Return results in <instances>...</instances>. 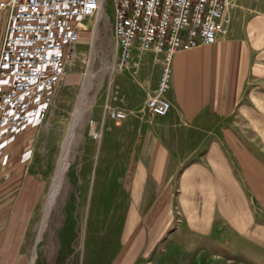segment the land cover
Instances as JSON below:
<instances>
[{"label":"rangeland","instance_id":"rangeland-1","mask_svg":"<svg viewBox=\"0 0 264 264\" xmlns=\"http://www.w3.org/2000/svg\"><path fill=\"white\" fill-rule=\"evenodd\" d=\"M100 11L89 18L93 29L81 33L53 105L33 124L34 141L22 151L39 180L24 264L31 263L34 252L33 264H264V202L253 201L262 229L255 239L239 235L220 218L213 232L198 229L190 221V209L178 204L162 224L150 223L156 211L150 206L162 185L141 168L147 83L132 92L127 80L138 71L112 68V0H103ZM4 22L0 19V32ZM152 76L149 71L145 80ZM111 102L128 107L125 119L107 117L105 104ZM67 140V165L55 192ZM177 180L164 178L169 184ZM51 195L55 200L38 239ZM193 211L202 214L199 208Z\"/></svg>","mask_w":264,"mask_h":264},{"label":"crops","instance_id":"crops-1","mask_svg":"<svg viewBox=\"0 0 264 264\" xmlns=\"http://www.w3.org/2000/svg\"><path fill=\"white\" fill-rule=\"evenodd\" d=\"M232 1L224 36L173 55L166 92L170 108L164 115L149 113L142 125L141 168L162 185L150 206L156 210L150 223L162 224L178 204L190 209L198 229L209 227L211 233L220 218L239 235L255 239L262 229L253 201L264 202V0ZM159 70L153 53L144 54L128 88L133 92L146 82L145 99ZM149 71L153 76L146 81ZM23 148L0 165V264H24L26 255L39 180ZM173 177L175 184L164 182ZM197 208L201 215L193 211Z\"/></svg>","mask_w":264,"mask_h":264},{"label":"built area","instance_id":"built-area-1","mask_svg":"<svg viewBox=\"0 0 264 264\" xmlns=\"http://www.w3.org/2000/svg\"><path fill=\"white\" fill-rule=\"evenodd\" d=\"M103 0H0V165L18 148L32 145L29 131L47 114L54 91L76 56L81 33L93 29ZM111 36L116 71L137 73L141 57L152 52L160 63L157 82L143 107L164 115L171 60L180 49L212 43L231 21L232 0H112ZM106 115L125 119L123 106L105 104ZM93 136L98 134L92 129ZM6 176V174H4Z\"/></svg>","mask_w":264,"mask_h":264},{"label":"bare ground","instance_id":"bare-ground-1","mask_svg":"<svg viewBox=\"0 0 264 264\" xmlns=\"http://www.w3.org/2000/svg\"><path fill=\"white\" fill-rule=\"evenodd\" d=\"M101 1H102V0H101ZM101 6H102V2H101V4H100V6H99V9H98L97 15H98L99 12H101V11H100ZM81 111H82V109L80 108V112H81ZM75 113H76V112H75ZM81 115H82V113H81ZM74 117H75V116H74ZM74 120H75V118H74ZM74 120H73V121H74ZM75 121H76V120H75ZM72 124H73V125H72V129H73V127L75 126V122L72 123ZM72 129H71V130H72ZM68 148H69V141L67 140V141L65 142V144H64V148H63L62 156H61V159H60V161H59V165H58V168H57V173H56V176H55V179H54V185H55L54 191H55V192L57 191V188H58L57 186H58V184H59L60 179L62 178L63 172H64L65 167H66V165H67V154H68ZM60 155H61V154H60ZM54 194H55V193H54ZM52 195H53V194H52ZM52 195H51L49 198H51ZM53 200H55L54 197H52V198L47 202V205H46V214H45V217H44L43 222H42V227H41V230H40V233H39L38 239H40V237H41V231L44 229V228H43V225H44V223H45L44 220L47 218V216H48V214H49L50 208H51L52 205H53ZM42 228H43V229H42ZM35 255H36V254H35V252H34L30 264H33V260H34Z\"/></svg>","mask_w":264,"mask_h":264}]
</instances>
